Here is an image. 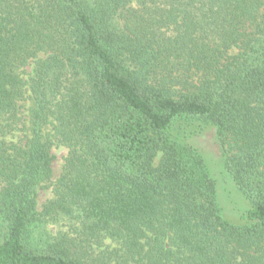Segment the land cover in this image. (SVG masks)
I'll use <instances>...</instances> for the list:
<instances>
[{
	"label": "trees",
	"instance_id": "16d2710c",
	"mask_svg": "<svg viewBox=\"0 0 264 264\" xmlns=\"http://www.w3.org/2000/svg\"><path fill=\"white\" fill-rule=\"evenodd\" d=\"M0 264H264V0H0Z\"/></svg>",
	"mask_w": 264,
	"mask_h": 264
},
{
	"label": "rangeland",
	"instance_id": "374dc122",
	"mask_svg": "<svg viewBox=\"0 0 264 264\" xmlns=\"http://www.w3.org/2000/svg\"><path fill=\"white\" fill-rule=\"evenodd\" d=\"M194 142L196 145H198L206 154V156L209 158L214 171L216 173H219V160L221 156V151L219 148V145L215 138V133L213 129H209L204 134L198 136ZM54 154V161H53V176L52 180H56L63 169V164L65 162V156L67 155L68 149L63 145H55L52 150ZM221 176L220 174H218ZM222 189L226 187V189L229 190V193H224L225 195V202L227 204V207L229 208L230 212L232 210V213H236V208L243 207L244 206V200L242 199V196L239 192L235 189L233 183L227 181H220ZM52 187L48 188H41L39 190V196L38 201L39 205H42L48 198L52 196ZM224 198V197H223ZM234 209V210H233Z\"/></svg>",
	"mask_w": 264,
	"mask_h": 264
}]
</instances>
